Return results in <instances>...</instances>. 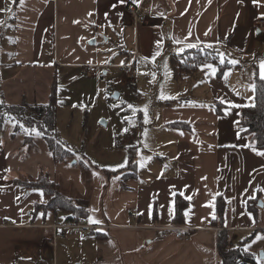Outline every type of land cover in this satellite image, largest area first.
<instances>
[{
	"label": "crops",
	"instance_id": "obj_1",
	"mask_svg": "<svg viewBox=\"0 0 264 264\" xmlns=\"http://www.w3.org/2000/svg\"><path fill=\"white\" fill-rule=\"evenodd\" d=\"M135 2L20 0L15 6V0H0V49L11 45L0 67L23 71L19 79L0 82V103H44L37 97L43 90L37 79L51 80V89L57 67L124 64L133 61L137 51L136 72L152 78L160 99L153 111L158 110L168 130L166 137L151 141L150 157L138 149L136 176L123 189L122 174L108 177L93 168L56 163L41 137L30 143L12 137L14 123L6 118L0 127V264H83L66 259L75 235L69 231L74 229L63 230L66 239L56 248L47 244L51 226L63 223V213L35 210L45 201L44 192L17 184L38 178L41 171L48 172L65 195L90 201L86 223L96 219L101 223L92 225L111 226L88 232L93 234V252L85 256L87 264H219V231L228 230L229 245L246 251V234L264 231V156L257 155L264 150L253 148L252 136L239 126L243 108L254 102L252 86L264 61V25L259 22L264 0H145L148 22L137 29L127 12ZM198 46L214 48L221 59L237 63L221 78L208 63L177 80L171 55ZM207 65L217 69L215 74ZM116 74L114 82L124 81L138 93L135 79ZM15 81L21 91L11 96L3 85ZM217 101L225 106L221 115L214 106ZM139 120L134 127H141V112ZM176 122L191 129L170 126ZM139 137L138 129L137 143ZM157 146L166 151L163 156H157ZM178 194L189 202L183 224L174 223ZM220 195L227 204L224 228L213 225ZM258 198L257 211H250L248 201ZM172 227L190 228L188 238L178 239Z\"/></svg>",
	"mask_w": 264,
	"mask_h": 264
},
{
	"label": "rangeland",
	"instance_id": "obj_2",
	"mask_svg": "<svg viewBox=\"0 0 264 264\" xmlns=\"http://www.w3.org/2000/svg\"><path fill=\"white\" fill-rule=\"evenodd\" d=\"M130 41L132 43L130 51H133L134 54V41L133 39ZM8 46L11 45L5 43L4 49H0V63L5 62V57L9 58V53H6L8 49H5ZM145 69L150 71V68ZM56 70L54 75L58 99V131L61 138L76 151L77 156L85 157L86 161L89 160L98 166L99 169L94 170L117 171L127 166V150L118 149L116 141L119 136H123L128 130L139 125V112H141V127H138L140 134L138 145L144 158L151 155L148 149L151 141H158L157 136L161 134L166 137L168 130L161 125L159 112L158 110L157 113L153 111L154 104L160 99L156 95L151 77L148 78L147 75L136 72L135 82L138 94L128 83L113 81V78L117 76L115 70L109 71L107 76L102 74L98 78L85 75L76 68L57 67ZM22 73L23 71L18 67L10 69L0 67V82L13 78L19 79V75ZM40 76L43 77L42 73ZM37 81L43 83L41 85L42 83L39 82L38 89L43 87V90L40 91V94L38 93L39 95L37 94V97L46 103L48 98L45 97V94L49 92L51 80L45 81V78L42 80L38 78ZM19 83L18 81L8 83L5 87L3 85V89L8 91L11 96H16L21 91L17 87ZM27 84L29 85V83H23V85ZM29 86L31 87V85ZM117 93L120 94L118 98L115 97ZM4 102L6 101L3 100L0 105ZM144 109H147L146 118ZM37 137L40 138V136ZM157 148V156H163L162 152L166 151H163L159 146ZM69 233L75 235L69 241L66 259L76 258L83 264H87L85 256L89 252H93V245H91L93 234H89L87 240L80 241V231L71 230ZM254 233L246 234L247 237L242 241L244 243L242 246H245L247 252L251 251L258 264H264V231L260 230ZM240 259L244 264L246 263L245 257H240Z\"/></svg>",
	"mask_w": 264,
	"mask_h": 264
},
{
	"label": "trees",
	"instance_id": "obj_3",
	"mask_svg": "<svg viewBox=\"0 0 264 264\" xmlns=\"http://www.w3.org/2000/svg\"><path fill=\"white\" fill-rule=\"evenodd\" d=\"M20 0H15V6ZM212 63L218 69V77H223L227 69L233 68V64L228 60L221 58L219 51L210 48L198 46L187 49L182 53H173L171 55V64L174 69V75L177 80H182L187 76L193 75L199 67ZM173 101H168L171 104ZM254 105V106H252ZM243 108L242 119L239 123L244 135L252 136L251 146L253 148L264 150V80L258 78L255 84V97L253 104ZM214 106L219 115L223 114L225 107L220 102H215ZM0 127L6 118H10L14 127L12 137L22 136L25 143L33 142L40 136L46 140L49 151L53 154L56 163H73L74 166L81 167L85 170L90 168L96 169L97 166L91 161H86L85 157L77 156L70 145L61 138L58 131V99L56 78L54 79L48 101L46 103H29L22 101L19 104L0 105ZM172 127L179 129H191L189 125L183 122L171 124ZM138 127L132 128L130 132H126L123 136H119L116 141V147L125 149L128 153V164L124 168L117 171L103 170V172L111 177L113 175L122 174V188L127 189L126 181L136 176L137 173V154H138ZM17 184L27 191L41 190L44 192L45 201L37 204L35 210H43L44 212L63 213V223L86 222L90 216V201L84 198L70 197L65 195L59 184L52 181L48 172L41 171L40 176L36 179L25 178L17 181ZM260 198V197H259ZM249 200L248 209L257 211V204L260 199ZM176 214L174 223L183 224L185 222V210L189 206L188 200L181 195L175 197ZM225 198L220 195L217 198V217L213 221V225L224 228V219L226 212ZM155 215L157 211L155 210ZM94 232V231H93ZM101 235V234H99ZM230 232L222 229L218 234L217 249L219 256V264H235L240 257H245L246 261L254 262L251 253L245 251L243 247L233 248L229 245ZM242 245L244 243L242 242Z\"/></svg>",
	"mask_w": 264,
	"mask_h": 264
},
{
	"label": "built area",
	"instance_id": "obj_4",
	"mask_svg": "<svg viewBox=\"0 0 264 264\" xmlns=\"http://www.w3.org/2000/svg\"><path fill=\"white\" fill-rule=\"evenodd\" d=\"M145 0H140L139 2L130 3L127 6V12L131 17L134 27L137 29L141 25H146L148 22V16L143 12V4ZM259 22L264 25V17L259 18ZM139 55L136 51L133 61L124 63V64H106V65H96L94 63H85L80 65L81 71L85 75H89L93 78L100 77L103 72L107 69H114L121 78L128 80H134L136 77V68ZM11 219H7V223L11 224ZM53 230V236L48 239L47 244L50 247L56 248L59 240L66 239V233L63 230L74 229L80 231V237L85 238L88 235L89 231L109 229L111 226H97L88 224L86 222L78 223H62L51 226ZM172 230L175 231V235L178 239H187L188 234L191 229L187 227H172ZM237 262V263H236ZM235 264H244L240 258L236 260ZM245 264H253L252 262L246 261Z\"/></svg>",
	"mask_w": 264,
	"mask_h": 264
},
{
	"label": "snow or ice",
	"instance_id": "obj_5",
	"mask_svg": "<svg viewBox=\"0 0 264 264\" xmlns=\"http://www.w3.org/2000/svg\"><path fill=\"white\" fill-rule=\"evenodd\" d=\"M134 2H135V0H134ZM190 46L194 47L195 45H190ZM221 63H223V59H221ZM231 63L232 64H236L237 61L233 60V61H231ZM207 67L211 69L213 74H215V72L217 71V69L212 67V65H207ZM261 69H262V71L260 73V79L264 80V61L261 62ZM225 79H227V75L226 74H225ZM252 90L255 91V85L252 86ZM252 106H254V105H252ZM236 107H239V105H236ZM144 112H145V118H146L147 109H144ZM257 155L264 156V152H257ZM121 166H123V165H121ZM181 194H183V193H181ZM186 198L189 199V200L191 199V197H186ZM185 215H187V213H185ZM213 219H215V215L214 214H213ZM90 223H92V224H100L101 221L96 220V219H91Z\"/></svg>",
	"mask_w": 264,
	"mask_h": 264
},
{
	"label": "water",
	"instance_id": "obj_6",
	"mask_svg": "<svg viewBox=\"0 0 264 264\" xmlns=\"http://www.w3.org/2000/svg\"><path fill=\"white\" fill-rule=\"evenodd\" d=\"M94 43H95V41H93ZM115 97L116 98H118L119 97V94L117 93L116 95H115ZM76 161H73V163H75ZM261 204V203H260Z\"/></svg>",
	"mask_w": 264,
	"mask_h": 264
}]
</instances>
